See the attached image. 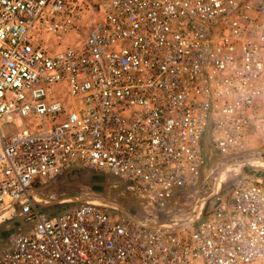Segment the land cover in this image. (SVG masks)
<instances>
[{
	"label": "built area",
	"instance_id": "1",
	"mask_svg": "<svg viewBox=\"0 0 264 264\" xmlns=\"http://www.w3.org/2000/svg\"><path fill=\"white\" fill-rule=\"evenodd\" d=\"M88 1L0 0V210L31 224L0 264H264L260 175L182 225L37 208L32 187L75 163L154 189L165 210L198 181L205 135L221 159L264 138V0L93 1L81 42L51 53L46 39L75 32Z\"/></svg>",
	"mask_w": 264,
	"mask_h": 264
},
{
	"label": "rangeland",
	"instance_id": "2",
	"mask_svg": "<svg viewBox=\"0 0 264 264\" xmlns=\"http://www.w3.org/2000/svg\"><path fill=\"white\" fill-rule=\"evenodd\" d=\"M93 1L101 0L88 1L91 8L81 13L75 32L62 41L46 39L47 49L51 53L81 42L98 17ZM5 128L8 130L10 126ZM207 137L205 135L201 145L203 166L198 181L193 186L183 188L182 194L171 199L165 210L154 207V189L112 178L107 173L90 172L75 163L54 181L32 187L34 200L40 206L37 208L51 215L71 204L92 203L108 213L128 215L152 227L192 223L199 217L201 210L203 213L207 208L214 207L217 195L227 194L234 178L255 171L264 172V138L253 135L249 139L250 146L240 157L221 159L208 147ZM250 162H260L263 166H253ZM16 208L14 205L0 213V252L7 250L6 241L15 231L23 232L31 228V224L24 222Z\"/></svg>",
	"mask_w": 264,
	"mask_h": 264
},
{
	"label": "crops",
	"instance_id": "3",
	"mask_svg": "<svg viewBox=\"0 0 264 264\" xmlns=\"http://www.w3.org/2000/svg\"><path fill=\"white\" fill-rule=\"evenodd\" d=\"M182 192H183L182 189H181V190H177V191H175V192L173 193V196H172L171 199L176 198L177 196H179L180 194H182ZM5 209H7V208H5ZM3 211H4V208H1L0 213L3 212ZM18 231H19V230L15 231V233L18 232Z\"/></svg>",
	"mask_w": 264,
	"mask_h": 264
},
{
	"label": "trees",
	"instance_id": "4",
	"mask_svg": "<svg viewBox=\"0 0 264 264\" xmlns=\"http://www.w3.org/2000/svg\"><path fill=\"white\" fill-rule=\"evenodd\" d=\"M251 174L264 176V172H262V171H255V172H253V173H248L247 175H251Z\"/></svg>",
	"mask_w": 264,
	"mask_h": 264
},
{
	"label": "bare ground",
	"instance_id": "5",
	"mask_svg": "<svg viewBox=\"0 0 264 264\" xmlns=\"http://www.w3.org/2000/svg\"><path fill=\"white\" fill-rule=\"evenodd\" d=\"M249 164L253 165V166H263L262 163L260 162H250ZM89 196V195H88Z\"/></svg>",
	"mask_w": 264,
	"mask_h": 264
},
{
	"label": "water",
	"instance_id": "6",
	"mask_svg": "<svg viewBox=\"0 0 264 264\" xmlns=\"http://www.w3.org/2000/svg\"><path fill=\"white\" fill-rule=\"evenodd\" d=\"M127 217H130V216L127 215ZM158 228H159V227H158Z\"/></svg>",
	"mask_w": 264,
	"mask_h": 264
}]
</instances>
